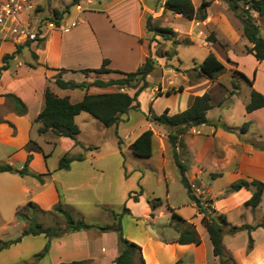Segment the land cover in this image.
<instances>
[{
  "label": "crops",
  "instance_id": "obj_1",
  "mask_svg": "<svg viewBox=\"0 0 264 264\" xmlns=\"http://www.w3.org/2000/svg\"><path fill=\"white\" fill-rule=\"evenodd\" d=\"M215 1L221 0H214L211 2L207 9L208 16L204 21L191 20L181 14L176 15L187 19L188 25L193 23L192 25L196 28L195 30H197V34L200 32L204 33V29L207 28L208 25H213L216 29L217 24L214 19L219 17L220 13L212 14L210 12V7ZM35 2L40 5L41 9L46 14H48L51 11L53 12L54 9H64L71 0H63L62 6H58L57 0H37ZM164 2L165 0H161L159 3L163 8ZM83 7L84 10L81 12H78L74 8V12L68 11L65 13L66 17L78 18L79 20L77 26L71 31H52L49 32L44 41L24 45V48L21 49L20 53H24V51L25 53H28L29 56L26 60L24 62H18L13 66V64L9 62V59L7 61L8 67L0 70V106L5 101L4 94L6 93L16 94L28 106V113L26 115H18L12 109L10 113L3 117L4 121L0 122V140L2 142H10L14 139H18L21 136L22 127L27 131V136L25 137L22 146L25 147L28 144L33 136V132L42 126V123L36 122L35 119L43 108L45 90L48 86L51 88L53 85H56V77L61 76L65 80H75L77 82H92L93 80L88 78L86 74L81 72V70L99 68L104 60H108L106 66L112 70L133 72L137 70V68L143 64L146 57L153 52V43L151 41L153 33L147 28V17L156 14L157 8L153 6V0H83ZM155 16L157 17V15ZM262 16L264 15L256 13L257 20ZM228 24L229 22H227V29H230L229 31L235 32L236 35L237 32H239V38L244 37L246 39V42L244 40L245 48L251 45L247 38L242 34L243 26L241 22H238V24L236 22L235 24L233 23V27H229ZM173 25H175V23ZM173 29L175 31L178 30L177 27H173ZM260 33L264 36V31H262V29ZM192 37L193 38H190L191 44L196 41L193 33ZM219 37L220 36H217L218 40L215 42L207 41V39L205 40L207 45L211 48L210 51L216 53L225 64L226 61L222 58L223 55L227 58L228 62L238 64L232 48H229L228 51L224 50L221 56L217 53L215 45L220 46L218 42ZM227 40L233 42L231 33L230 38ZM16 46V44L10 41H0V67L5 64L3 61L4 54L14 52ZM16 58L17 57L15 56L11 59ZM257 61L262 64L264 59ZM99 74H101L100 78L103 80L117 78V76L115 77L113 74L120 75L115 72ZM257 74V70H255L253 79L246 75L253 80V84L250 85V93L252 88H254L264 94V84H261L260 86L256 84L258 77ZM194 87L197 86H190L191 89ZM107 88L108 87L92 85L87 91H83L85 93H102L111 91L107 90ZM209 92L212 95L210 90ZM237 96V94H234L230 102H234V99ZM213 100L214 97L212 95V104L214 105ZM185 106V108H187L190 105L188 104ZM225 106L229 107V104ZM33 108L36 109L34 114H32ZM245 111V122H249V127L245 136H238L236 131L240 127L231 126L227 121L222 120V113L216 121L225 123L227 126L234 128V131H229L221 126L216 127L210 124L197 126L200 131L197 136L200 150L198 152L199 156L197 157L198 162L196 163V161H193V163L201 164L202 169L207 174L211 173L214 179L223 177L227 172L230 176L231 183L240 178L250 180L258 179L264 182V106L254 111L247 112L245 105ZM172 113L174 112L172 111ZM79 116L80 114L76 117L77 123V118ZM128 119H130V117ZM210 120L215 121L212 119ZM123 122L125 121H121L118 125L117 136H120L122 144L127 142V145L130 146V144L146 129L138 132L133 131V133L130 131L128 134L123 135V132H120ZM10 124H13V126ZM148 125H150L149 128L153 129L151 122L148 123ZM14 130H16L15 134H13ZM47 132L54 133L51 130L46 131V133ZM43 134L37 138L38 142L45 141L44 138L41 137ZM54 134L56 135V144L57 140H62L63 142L66 141L69 143V148L71 150L78 146L84 147L82 145H75L74 140L70 137L60 136L56 133ZM182 137L183 136H181V139ZM200 137L211 138L213 140L214 160L212 159L211 161V157L209 156L210 151L207 146L203 144V139ZM251 137H253V139H249ZM252 140L261 143L263 148L255 147L252 144ZM46 142L51 144L48 141ZM27 154L28 151L22 149L17 155L21 157L23 165L27 159ZM79 154L83 153L80 152L73 155ZM46 155L47 154L42 151H33V159L29 164L30 170L44 174L43 176L45 180L43 183L32 176H20V178H16L18 181L22 182L26 179V181H30V183L29 185L21 184V187L18 189L19 193H15V195L19 197V200L14 207L15 213L19 207L25 205L29 200L34 201L45 210H50L59 202L60 196H62L64 204L71 208L76 216L79 215L82 217V212H84V207L86 206L77 199V195L73 191L77 190L79 187L82 188L83 185L81 184L82 186L78 187L67 185L64 189L60 180L57 179L56 174L58 171H62L65 172L64 175L67 177H75L77 172L74 170V167L76 168L84 163H90L89 169L92 174L100 173L103 175L104 170L97 162L99 160H97V157H92V160L90 161L89 156L83 154L84 158L82 160H74L71 163L70 168L65 170L58 169L59 160L56 167H49ZM41 161L42 164H40ZM208 161L216 163V171L214 169V171L210 170L207 167ZM94 162L97 164L95 165ZM187 162L189 163L190 169L191 163L189 161ZM37 165L42 167L37 168ZM82 170H84V168ZM213 174L219 175L214 176ZM27 177H30L32 180H28L30 178ZM122 177L124 179L126 177L124 172L122 173ZM49 178L51 179L50 181ZM35 187L39 189L37 193H33ZM226 189L213 195L214 204L215 207H217L216 209H219L218 211H220V213L225 214L230 223L229 226H226L229 227L227 229H230L231 226H236L235 231L232 233L225 227L224 245L226 252H228L238 264H245V261L239 259V255H242L243 257H252L251 262H246L248 264H264V226L260 225L264 220V210L261 209L264 193L259 205L253 208L246 204V201L252 196L251 189L241 188L236 192L225 194ZM21 196H24L23 199H20ZM141 196L140 200L142 198ZM239 196H242V199L240 200L241 203L228 205V203L232 202L233 199ZM140 200L138 202H140ZM127 202L132 212V214L128 215H133V217L136 218V225H138V228L134 229L133 232L126 237L141 245L145 264H209L206 261V244L208 243L207 238L209 240L210 238L206 229V231L203 232L196 224L197 230L202 238L200 244H180L174 242L172 240L178 236L179 232L176 230L175 234L170 232L171 226H169V222L171 220V211L170 218L157 225V216L160 215H153L156 209L153 212L148 202L149 209H147L146 214L141 217H137L133 212L134 206L138 204V202L129 199V195ZM238 206H243L244 208L236 214L238 220H233L229 216V212L237 209ZM87 207L97 211L98 209L101 211L111 209L112 211L113 208L109 204L98 203H90ZM196 210L198 209L196 208ZM149 212L150 214H148ZM15 213L14 219L18 221ZM87 216L86 213V218H88ZM148 217L151 218V222L147 220ZM153 217L156 219L153 220ZM186 219L191 221L190 218ZM89 222L97 223V221L93 220H89ZM21 223L24 228L25 224L23 222ZM249 226L255 227L248 228ZM249 236L254 240L252 249H248ZM46 242L47 237L43 233L39 235L24 236L20 242L0 251V264H22L24 263L23 260L28 259L31 255L34 256L37 252L41 251ZM209 249L212 254V264H220L219 257L213 254L212 243L209 244ZM119 253V236L116 231L96 232L95 234H92L89 230H80L67 233L61 237L53 238L51 240L49 252L32 264H59L61 262H70L73 260H85L87 264H115V259ZM8 256L10 257V260L7 259Z\"/></svg>",
  "mask_w": 264,
  "mask_h": 264
},
{
  "label": "rangeland",
  "instance_id": "obj_2",
  "mask_svg": "<svg viewBox=\"0 0 264 264\" xmlns=\"http://www.w3.org/2000/svg\"><path fill=\"white\" fill-rule=\"evenodd\" d=\"M160 1L161 0H153V6L157 8L156 14L153 16L162 26L177 27L176 39H178L180 43L174 45L172 41L165 40L160 36H157L156 40H151L153 43L152 54L155 59V69L147 76L148 86L143 89L138 96L141 103L140 108L131 109L129 111L128 118L130 117V119L123 122L120 132H123V135H125L130 131L133 133V131L138 132L149 128L150 125H148V123L150 122L146 118V113H148L150 107H152L157 114L163 113L167 108L171 110L170 113H172V111L174 113L179 112L186 107L185 105H190L192 103L195 95L205 91L209 92L210 90L214 97V105L208 111V117L216 121L222 113V120L227 121L231 126L240 127L237 129L236 133L238 136H245L247 132L242 133L241 127L246 121L245 105L249 101L250 84L239 71H243L247 76L253 79L254 72L257 70L258 77L256 84L260 86L264 84V61L260 64L252 54H248L247 48L244 47V40L246 42V39L244 37L239 38V32H237L236 35L235 32H231L229 31L230 29H227V22H229V27H233L235 22L237 24L240 22L239 18L229 8L227 2L224 0L215 1L210 7V12L212 14L220 13L219 17L214 19L217 28L215 29L213 25H208L207 28L204 29V33L200 32L197 34L196 28L192 25L193 23L188 25L187 19L181 16L178 17V15L164 9L160 6ZM201 1L202 0H194L196 5H200ZM213 1L214 0H211V2ZM57 4L58 6H62L63 0H57ZM70 11L74 12V7H72ZM155 15H157V17ZM258 21L261 24L262 31H264V16L259 17ZM174 23L175 25H173ZM192 33L196 40L195 43L186 44L184 40L186 38H193ZM212 33L220 36L218 42L221 47L215 45L217 53L221 56L224 50L228 51L229 48H232L238 63L228 62L227 58L223 55L222 58L226 61L227 71L221 74L216 80L200 77L198 75V66L211 49L205 40ZM230 33L233 42L227 40L230 38ZM172 49L178 51L172 59L158 54L159 52L166 53ZM28 56V53L24 51V53L17 54L16 59H10L9 62L14 66L18 62H24ZM86 75L91 80L101 77L99 73L89 72ZM113 76L119 77L120 75L113 74ZM233 82L238 84L237 89H234ZM142 84L143 81L140 80L134 82L132 88L125 89L131 94H134L136 89ZM191 85L197 87L191 89ZM181 86H183V90H180ZM51 88L52 91H55L59 96L63 97L69 95L73 102L80 100L85 93L83 90H63L56 85H53ZM115 89L116 87L114 86L107 88V90ZM168 91H171L172 94L168 95ZM234 94L238 96L235 97L234 102H230ZM227 104H229V107L225 106ZM11 110V105L8 104L7 101H4L0 106V119H3ZM35 110V108L32 109V114L35 113ZM77 120L80 126V133L77 139L84 144V147L78 146L71 150L69 148V143L66 141L63 142L62 140H57L56 144V135L51 132L41 133L43 134L41 137H43L45 141L38 142L37 138L41 135L38 130L33 132L31 139L38 142V144L41 143L42 152L47 154V163L49 167H56L59 158L65 154L73 155L81 152L89 156L90 161L92 157H97V160H99L97 162L104 170L103 175L100 173L92 174L89 169L90 163H84L81 166L79 165V167H74V170L77 172L75 177H67L64 175L65 172L62 171H58L56 174L57 179L60 180L64 189L67 185L77 187L83 185L82 188L79 187L77 190L73 191L77 195V199L86 206L84 207V212H82V218L88 222L89 220L97 221V223L94 224L98 225L110 224L114 221L111 209L107 211L98 209L97 211L87 206H89L90 203L109 204L113 207L112 210L116 212L121 211L125 203L128 205L127 199L130 192L132 190L139 191L143 188L142 198L133 209L137 217L146 214L147 209H149L146 201L148 198L161 197L164 203L156 208V213L153 211L154 216L155 214L160 215L157 216V225L170 218V209L168 207V205H170L183 217L190 218L203 232L206 231L201 223L202 213L196 210V204L194 202L192 203L186 188L180 181V173L173 161L172 149L167 139L166 127L152 123L154 130V155L152 157H139L133 153L130 146L127 145V142L123 144L118 142V136L114 127L104 125L89 113L80 114ZM21 132V136L13 141L2 142L0 140V163H11L16 167L23 166L21 157L17 155L22 149L27 151L26 146H22L27 136V131L21 127ZM15 133L16 130H14L13 134ZM199 133L200 131L197 126L192 127L188 133L183 135V145H180L178 149L182 158L191 163L187 175L192 182L194 192L202 200L208 198L214 199L213 195H215V193L225 190L231 183L230 176L226 172L223 177L214 179L211 173L207 174L202 169L201 164L193 163V161H196V163L198 162L197 157L199 156L198 152L200 150V145H198L197 136ZM200 138L203 139V144H205L210 151L209 156L211 157V161L212 159L214 160L213 140L206 137ZM249 139H253V137ZM89 146L91 148H88ZM40 164H42V161ZM94 164L96 165L97 163L94 162ZM36 167L42 166L37 165ZM207 167L210 170L214 169L216 171L217 165L216 163L208 161ZM83 168L84 170H82ZM122 171L126 174L125 179L122 177ZM16 178H20V176L10 172H0V238L4 240L18 236L23 228V224L14 219V207L19 200V197L15 195V193H19L18 189L21 187V184L29 185L30 181L27 182L25 179V181L22 182L18 181ZM28 180L32 179L30 178ZM50 180L49 178V181ZM38 190L39 189L35 187L33 193H37ZM23 197L24 196H21L20 199H23ZM241 199L242 196L236 197L232 202L228 203V205L239 204L241 203ZM261 206V209L264 210V198ZM216 208L213 201L209 211L216 216L222 214L218 211L219 209ZM243 208V206H238L237 209L229 212V216L233 220H238L236 214ZM86 213L88 218H86ZM148 214H150V212ZM77 217L81 216L77 215ZM42 218L46 225L55 222L52 216H42ZM57 219L61 224H64L65 221L63 218L58 216ZM155 219L156 218L153 217V220ZM147 220L150 222L152 221L150 217H148ZM136 222V218L133 217V215L125 214L122 217L123 233L125 237L130 235L134 229L138 228ZM169 226H171L170 232L175 234V230L177 231V229L171 223H169ZM227 228L229 227H226V229ZM88 230L92 234L101 232L97 228ZM227 230L230 231V229ZM207 242L206 261L212 264V254L209 249V244H211V242L208 238ZM227 256L231 257L228 252ZM9 258L8 256L7 259L10 260ZM239 259L245 261V264H248L246 263L247 261H252V257H243L242 255H239ZM35 261L36 259L31 255L28 259L23 260L24 263L22 264H32ZM237 261L240 263L238 259Z\"/></svg>",
  "mask_w": 264,
  "mask_h": 264
},
{
  "label": "trees",
  "instance_id": "obj_3",
  "mask_svg": "<svg viewBox=\"0 0 264 264\" xmlns=\"http://www.w3.org/2000/svg\"><path fill=\"white\" fill-rule=\"evenodd\" d=\"M80 0H71L64 9H54L55 16L61 18L64 14ZM227 2L229 8L239 18L243 26V35L251 43L247 46V52L253 54V56L261 61L264 59V36L260 33L261 27L257 20L256 13L264 15V0H224ZM210 0H202L199 6H196L193 0H165L164 8L174 14H181L188 19H194L198 21H204L207 16V9L210 6ZM147 28L153 33V40H156L157 36L162 37L165 40H170L174 45L179 44V40L176 39L177 31L172 27L162 26L154 16L149 15L147 17ZM151 39V40H152ZM218 38L216 34H210L207 37V41L215 42ZM186 44H191V39L186 38ZM16 46V50L12 53L4 54L3 61L5 64L0 67L5 69L8 67L7 61L14 58L21 52L24 45ZM178 51L172 49L166 53H158L161 56H166L172 59ZM36 56L35 54H33ZM108 60H104L103 64L99 68L95 69H82L81 72L87 74L89 72L96 73H119L120 76L109 80H103L96 78L92 82L82 81L77 82L75 80H65L61 76L56 77L55 84L61 89H81L88 90L92 85L98 87H116L115 90L106 91L102 93H88L76 101H71L69 96H59L48 86L44 93V105L38 116L36 122H41L42 126L38 128V132L44 133L48 130L53 131L57 135L70 137L74 140L75 145H84L77 139L80 133L79 124L76 121L77 115L85 112L96 117L100 122L108 127H114L116 134L118 135V125L121 121L128 120V113L131 109H139L141 103L138 96L148 86L147 76L150 75L155 69V59L152 52L146 57L145 61L137 70L133 72H123L119 70H112L106 66ZM200 77H207L212 80H216L221 74L227 71L226 64L217 56L216 53L210 51L204 60L198 66ZM239 73L252 85L253 80L248 78L245 73L239 71ZM143 81V84L139 86L134 94H131L125 88H132L134 82ZM234 89L238 88V84L233 82ZM123 89V90H122ZM183 86L180 90H183ZM168 95L172 94L171 91L167 92ZM5 101L11 105L13 111L18 115H26L28 113L27 104L16 94L6 93L4 94ZM264 106V94L260 91L252 88L250 93V100L246 104L247 112L254 111ZM213 107L212 95L210 92L205 91L202 94L196 95L187 108L170 113V109L167 108L163 113L157 114L153 108L150 107L146 118L149 122L155 123L166 127L167 139L172 149V156L175 165L180 173V181L187 190L189 198L196 204L198 212L202 213L201 223L208 232L210 241L213 245V254L219 257L220 264H238L232 257L227 256L224 245V233L225 227L229 226V222L225 214L214 215L209 211L214 199L208 198L202 200L193 190L192 182L187 176L189 170V163L182 158L178 147L183 145L181 136L188 133L192 127L202 124H210L216 127L221 126L229 131L235 129L227 126L223 122L211 121L208 118V111ZM4 121L0 119V122ZM13 126V124H10ZM249 122H245L242 127V133L247 132ZM119 142H121L120 136H118ZM252 144L257 148H263L262 144L256 140H252ZM86 148V147H85ZM88 148H91L90 146ZM130 148L133 153L139 157H152L154 155V130L148 128L144 130L131 144ZM28 151L27 159L22 167H16L10 163H0V172H10L19 176H32L37 178L40 182H44V174L37 173L29 168V164L33 159V151H42V148L38 142L30 139L26 145ZM83 154L79 155H63L59 159L58 169H69L71 163L74 160H82ZM217 176L219 174H213ZM241 188H247L252 190V196L246 201L247 205L255 208L261 202L262 195L264 193V182L258 179H246L240 178L233 181L225 191V194H230L240 190ZM143 194L142 189L139 191H132L129 194V199L134 202L140 200V196ZM147 202L150 208L154 211L160 207L164 200L161 197L148 198ZM171 211V220L169 223L177 229L178 236L172 241L180 244L195 243L200 244L202 238L197 230L196 224L187 220L180 213L176 211L174 207L168 205ZM113 212L114 221L110 224L98 225L86 221L82 217H77L73 210L67 207L60 196V200L50 210L41 208L37 203L29 200L25 205L19 207L16 211V218L18 221L23 222L24 228L22 232L11 239H0V251L9 248L11 245L20 242L24 236L27 235H39L45 234L47 242L43 249L34 255L36 260H39L45 256L50 249L51 240L55 237H61L67 233L76 232L80 230H88L91 228H97L101 232L116 231L119 236L120 253L115 259V264H145V259L142 253V247L138 243L129 240L124 236L122 217L125 214H132L130 207L127 203L124 204L121 211ZM42 216H52L54 223L46 225ZM60 216L64 219V224H61L57 217ZM264 226V220L260 224ZM255 226H249L248 228H254ZM236 226L230 227V232H234ZM254 240L249 236L248 249H252ZM59 264H87L85 260H73L70 262H61Z\"/></svg>",
  "mask_w": 264,
  "mask_h": 264
},
{
  "label": "built area",
  "instance_id": "obj_4",
  "mask_svg": "<svg viewBox=\"0 0 264 264\" xmlns=\"http://www.w3.org/2000/svg\"><path fill=\"white\" fill-rule=\"evenodd\" d=\"M74 8L83 11V0ZM78 22V18H68L65 14L61 18L54 12L46 14L34 0H0V41L16 45L40 43L49 32H69Z\"/></svg>",
  "mask_w": 264,
  "mask_h": 264
}]
</instances>
